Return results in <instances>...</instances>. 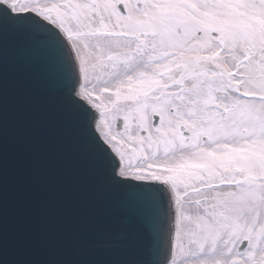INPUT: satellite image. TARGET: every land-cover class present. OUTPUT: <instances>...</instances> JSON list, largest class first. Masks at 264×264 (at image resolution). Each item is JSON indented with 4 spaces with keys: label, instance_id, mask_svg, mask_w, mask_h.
Listing matches in <instances>:
<instances>
[{
    "label": "snow or ice",
    "instance_id": "1",
    "mask_svg": "<svg viewBox=\"0 0 264 264\" xmlns=\"http://www.w3.org/2000/svg\"><path fill=\"white\" fill-rule=\"evenodd\" d=\"M97 174L144 226L113 264H264V0H0ZM0 120V264L5 259Z\"/></svg>",
    "mask_w": 264,
    "mask_h": 264
},
{
    "label": "water",
    "instance_id": "2",
    "mask_svg": "<svg viewBox=\"0 0 264 264\" xmlns=\"http://www.w3.org/2000/svg\"><path fill=\"white\" fill-rule=\"evenodd\" d=\"M3 203L10 264H113V232L144 226L95 171L50 69L11 36L0 47Z\"/></svg>",
    "mask_w": 264,
    "mask_h": 264
}]
</instances>
